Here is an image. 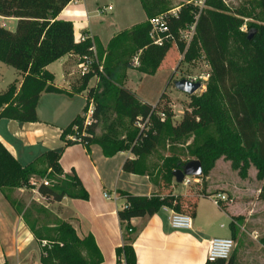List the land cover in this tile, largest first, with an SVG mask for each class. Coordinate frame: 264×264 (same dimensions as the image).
<instances>
[{
    "label": "trees",
    "instance_id": "trees-1",
    "mask_svg": "<svg viewBox=\"0 0 264 264\" xmlns=\"http://www.w3.org/2000/svg\"><path fill=\"white\" fill-rule=\"evenodd\" d=\"M73 1L0 0V17L17 22L14 32L0 27V63L24 77L19 90L11 85L6 93L0 95V120L37 123V106L43 94L72 96L55 86L54 76L47 68L67 55L92 56V48L95 47L98 59L105 57L103 73H99L94 65L93 71L82 77L76 94L88 90L87 106L83 116H78L63 131L62 140L66 147L77 145L66 140L68 136L76 135L81 140L80 145L88 151L92 146L100 147L107 159L130 152L134 159L125 162L123 171L148 176L151 183L160 188L158 181L142 168V158L157 149L163 133L173 141L193 137L189 154L203 167L200 178L203 181L202 195L216 163L224 159L243 181L248 179L252 167L257 170V179L263 182L258 199L264 201V30L249 25V33L241 34L244 22L233 16L249 18L251 15L240 10L229 15L227 13L230 11L222 0H206L207 8L201 12L194 38L187 48L181 32L196 23L200 10L194 5L195 0H183L184 5L178 14L167 17L169 32L161 35L164 44L159 47L150 37L151 21L172 12V2L140 0L147 20L122 31L104 48L93 39L76 45L73 24L58 20ZM257 1L264 6V0ZM250 35H253L251 40L248 39ZM173 44L181 53H185L188 62L203 52L212 70L206 93L191 97L189 109L177 126L174 125L175 116L169 105L161 107L166 94L156 107H152L141 102L125 86L128 71L135 69L131 62L137 54H140V58L136 70L144 76H151L159 70ZM95 77L99 78V82L89 89V83ZM92 102L95 105L93 123L84 129V116ZM111 113L119 119H127L134 129L124 140L118 138L116 132L100 137L97 135L99 125L108 124ZM159 113L166 116L163 122ZM139 120L144 123L149 120L143 131L136 126ZM115 123L109 125V131L117 128ZM61 157L62 152H48L23 167L0 142V193L20 189L33 176H40L50 183L48 187H39V194L49 203H58L65 198L88 201L89 195L78 177L74 173L65 174L61 169ZM42 161L48 162L44 172L36 168ZM167 162L163 178L170 183L173 172L190 161L182 164L173 159ZM118 195L125 205L118 212L124 245L116 250L117 264H136L131 245L132 234H128L130 229L134 232L131 221L154 217L163 209L180 214V198L173 195L140 197L125 192ZM213 196L204 195L206 198ZM30 232L38 242L47 243L42 250L41 264L102 263L93 237L80 239L67 222L41 230L32 227Z\"/></svg>",
    "mask_w": 264,
    "mask_h": 264
},
{
    "label": "crops",
    "instance_id": "crops-1",
    "mask_svg": "<svg viewBox=\"0 0 264 264\" xmlns=\"http://www.w3.org/2000/svg\"><path fill=\"white\" fill-rule=\"evenodd\" d=\"M129 1L127 0L124 6H127ZM102 2V0H74L60 14L58 20L71 22L75 35L89 36L94 42L106 48L109 42L122 31L110 37L107 43L102 41L101 33L94 27L93 21L99 19L102 23L101 15L112 11V4L104 8L100 7ZM94 5L98 6V9H94ZM8 26L12 28L17 26L16 20L0 17V27L8 29ZM55 65H58V69L63 72H55L53 69ZM6 67L0 63V95L6 93L11 85H15L19 90L23 83L24 77L20 72H10ZM74 67L78 71V56L71 54L47 68L54 76L55 86L72 96L43 94L37 106L39 120L37 123L0 120V142L23 167L30 165L48 152H62L61 169L65 174L74 173L78 177L89 195V200L65 198L58 203H49L47 209L55 220L69 223L80 239L93 237L103 259L101 264H117L116 250L124 245L118 212L125 205L118 193L125 192L140 197L153 195L164 197L170 194L179 196L174 194L176 186L171 187L169 194H163L159 187L151 183L148 176L125 173L123 171L125 162L133 160L129 152L107 159L98 146H92L89 151L80 144L65 146L62 140L63 131L78 116H83L87 106L88 90L76 94L80 89L82 77L79 72L74 71ZM92 87L90 82L88 88ZM219 162L225 161L221 159L216 163L207 179L205 194H187L182 197L183 199L195 198L193 212L189 213L193 220L192 230H173L170 225L173 211L168 209H163L151 218L131 221L130 225L134 230L131 245L135 252L136 264H206V259L201 262L195 260L191 246L197 242L198 246L205 248V255H207L208 244L215 238H227L234 241L236 248L230 264H264V215H262L264 208H262L263 211L261 209L264 207V201L257 199L259 194L249 200L235 196L228 187L212 189L211 175ZM225 163L231 168L230 163ZM242 182L244 186L239 191L246 190L248 180H242ZM105 194H117L120 201L115 203L108 200ZM214 194H224L229 199L226 205L220 207V214L228 220L230 230L216 234L219 236L215 238H204L201 243H198V237L203 236L200 223L209 225L215 217L200 213V201L204 195ZM242 202L244 208L239 210L237 206ZM0 264H41L33 234L25 226L23 218L20 221L7 210L1 198Z\"/></svg>",
    "mask_w": 264,
    "mask_h": 264
},
{
    "label": "rangeland",
    "instance_id": "rangeland-1",
    "mask_svg": "<svg viewBox=\"0 0 264 264\" xmlns=\"http://www.w3.org/2000/svg\"><path fill=\"white\" fill-rule=\"evenodd\" d=\"M102 1L103 2L102 4H100V7L106 8L108 4H112V11H107L103 13V15H101V18L103 19L102 23H100L99 19H94L93 25L98 31H100L101 39L104 43H107L110 37H112L113 35H116L121 31L130 29L131 27L141 24L146 20V14L142 6L140 5L139 0H128L129 3L127 4V6H124L127 0ZM170 1L172 2L174 10H180L184 5L183 0ZM222 1L230 11L227 13L229 15L235 14L237 10L251 15V17L249 18H241L237 15H233L236 18L243 20L244 22V25L240 29L241 34L249 33V25L258 27L260 31L264 30V6L257 0ZM93 8L98 9V6L96 7L94 5ZM206 8L207 7L205 0V5L204 8H202V11ZM193 26H190L188 29L182 31L181 35L190 38L193 33ZM8 27L9 28L7 30L9 31L14 32L16 30V26L13 28L12 26ZM186 47L188 48L189 46L186 45ZM139 56L140 54H137L131 62L133 68L135 69L129 70L127 73L128 80L125 85L126 88L134 93L141 102L147 103L152 107H156V105L160 101V98L164 94H166V99L163 100L161 107H164L166 104L169 105V108H171L175 116L174 125L177 126L181 122V118L184 113L189 109L192 98L177 91L175 88V82L206 76L207 81L205 83H202V89L198 93L199 97L202 96L204 93H206L211 80L212 70L209 62L206 60L203 52H200L199 56L196 59L188 62L186 60L185 53H181L178 47L173 44L172 49L168 53L166 59L164 60L156 74L151 76H144L136 70V68H138L139 66ZM104 60L105 57L102 60L98 59L99 65L102 68ZM6 68H8L10 72H17L11 67L7 66ZM53 69L55 72H63L62 70L58 69V65H55ZM74 71L79 72L77 71L76 67H74ZM98 72L102 73L103 70L102 72H100V68H98ZM98 82L99 78L95 77V79L91 81V85L95 87ZM91 105H93L94 113V102H92ZM109 120L110 121L108 122V124L99 125V128L97 130V135L99 137L104 134L112 135L113 132H116V136L121 140H124L129 134L134 131V129L129 125L127 119H119L114 113L110 114ZM114 122H116L115 124L117 125V128L109 131V125ZM141 126H143V124ZM140 130L142 129L140 128ZM193 141V137L189 139L173 141L166 133H163L159 138L157 149L153 151L152 154L144 156L141 160L142 168L147 171L151 178L158 181L160 190L163 194H169L171 187L176 186L174 189V194L179 196V198L181 197L179 199V202L181 204L182 214L186 215H189V213L193 212L195 198L183 199L182 197L187 194L194 195L196 193L202 195L201 191L203 189V181L201 179L196 180L194 178H190V185L185 186L184 184H176L174 178L170 183H167L163 177L164 172L168 167V160L174 159L181 162L182 164L189 161H195L192 160L189 154V150L193 144ZM225 162H219L216 170L211 175L212 189L228 187L235 194V196L242 199L246 198L249 200H252L255 195L260 194L263 182L257 179L258 173L254 167H252L249 171L246 190L239 191L244 186L242 185L244 182H242L238 174H236V172H234ZM36 168L38 171L44 172L48 168V162L42 161L36 166ZM50 172L51 171H49V173ZM44 180H46V178L33 176L32 178H30L28 184L24 185L22 188L13 191L5 190L4 192L0 193V198L6 204L7 210L14 214V216H16L18 219H20V221L23 218V222L29 230L32 227H34L36 230H41L43 227L51 228V226H57L62 223L59 220H55V217H53L52 213L47 209V205L49 204V202L39 194L37 190L38 187L34 186V184H40ZM201 200L200 213H206L210 216L214 215L215 217L209 225L200 223V225H202L201 233L203 236H201L200 238L198 237V243H201L204 238H215L219 236L216 234L224 233L230 230L228 226V220L224 217V215L220 214V208L214 206L212 197H203ZM243 204V202L240 203L237 208L239 210H242L244 208ZM262 208L264 207H261V209ZM262 215H264V212ZM34 240L38 247V256H40L41 258L43 247L46 246L47 243H40L35 239V237ZM261 240L262 239H260V241ZM191 252L195 260L199 262L207 258V255H205V248H201L200 246H198L197 242L196 244L191 246Z\"/></svg>",
    "mask_w": 264,
    "mask_h": 264
},
{
    "label": "built area",
    "instance_id": "built-area-1",
    "mask_svg": "<svg viewBox=\"0 0 264 264\" xmlns=\"http://www.w3.org/2000/svg\"><path fill=\"white\" fill-rule=\"evenodd\" d=\"M194 5L199 7L200 13L196 18V23L192 27L193 33L190 38H187L186 36H182L184 42L187 46L190 45L192 38L196 31V25L197 21L199 19V16L202 12V8H204L205 0H195ZM179 12V9H175L172 12H170L168 15L158 17L151 21L152 25V32H151V39L154 42L156 46L162 47L164 44V40L161 38V35L166 34L169 32V27L167 25V17L168 16H176ZM91 39L89 36L86 35H75V44L81 45L85 43L87 40ZM170 39H173V37L170 36ZM92 56H78V71L81 75V77L86 76L90 72L93 71L94 65H96L98 68H100V72H102L103 68L99 65L98 62V56L96 52V48H92ZM103 73V72H102ZM190 83L196 84L199 83L202 85V83H205L207 81L206 76H202L199 78H194L188 80ZM203 86V85H202ZM160 120L163 122L166 118L165 114L159 113L158 114ZM93 105H91L87 115L85 116V123H84V129H86L88 126H91L93 121ZM149 120H147L145 123L141 120L137 121L136 126L141 128L142 131L145 129L146 123H148ZM143 124V126H141ZM76 131V130H75ZM67 141L73 143V144H80L81 140L76 135H71L66 138ZM185 186L190 185V178H187L184 183ZM41 185H44L46 187L50 186V183L47 180L42 181L40 184H34L35 187H39ZM105 197L108 200H112L115 203L120 201V197L117 194L114 195H108L105 194ZM213 203L217 207H221L223 205H226L229 202V199L224 194H217L212 197ZM170 225L171 228L175 231H190L193 227V220L192 217L186 214L182 213H175L173 212L170 218ZM129 235L133 234L132 229L128 232ZM236 248V245L232 239L227 238H215L211 240L208 244V252H207V258H206V264H217L219 262L228 263L234 253V250Z\"/></svg>",
    "mask_w": 264,
    "mask_h": 264
},
{
    "label": "water",
    "instance_id": "water-1",
    "mask_svg": "<svg viewBox=\"0 0 264 264\" xmlns=\"http://www.w3.org/2000/svg\"><path fill=\"white\" fill-rule=\"evenodd\" d=\"M253 35L249 36L251 40ZM175 88L177 91L186 94L189 97H199V91L202 89V85L199 83L193 84L188 80H181L175 82ZM203 176V167L199 161H191L186 164L182 169L175 170L173 172V178L175 179L176 184H183L187 178L200 179Z\"/></svg>",
    "mask_w": 264,
    "mask_h": 264
}]
</instances>
